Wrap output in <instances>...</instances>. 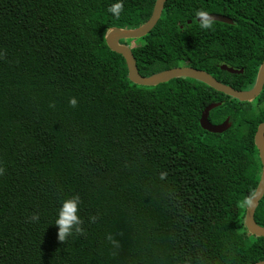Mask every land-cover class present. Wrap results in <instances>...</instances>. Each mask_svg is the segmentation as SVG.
Listing matches in <instances>:
<instances>
[{
	"label": "trees",
	"instance_id": "1",
	"mask_svg": "<svg viewBox=\"0 0 264 264\" xmlns=\"http://www.w3.org/2000/svg\"><path fill=\"white\" fill-rule=\"evenodd\" d=\"M113 2L0 0V264L264 261V238L243 225L261 167L253 137L264 86L252 104L191 79L132 84L104 35L145 23L155 0H124L119 19ZM197 11L233 24L203 29ZM138 42L141 76L189 66L246 91L264 61V0H166ZM214 103L209 120L232 122L223 134L199 124ZM73 195L83 235L61 243L52 224ZM254 220L264 227V197Z\"/></svg>",
	"mask_w": 264,
	"mask_h": 264
},
{
	"label": "water",
	"instance_id": "2",
	"mask_svg": "<svg viewBox=\"0 0 264 264\" xmlns=\"http://www.w3.org/2000/svg\"><path fill=\"white\" fill-rule=\"evenodd\" d=\"M165 2L166 0H155L153 10L149 19L142 25L131 29L116 27L110 28L104 35V40L107 48L111 52L116 53L123 58L127 69L128 80L132 84L137 86L155 87L159 84L167 83L173 79L184 78L201 82L209 88L215 90L216 92L222 93L223 95L235 99L239 102L250 103L256 97H258L264 86V61L258 68L254 85L251 89L246 91L236 90L228 85L219 82L207 72L192 67H177L153 74L148 77H144L139 74L136 66V60L133 56L131 48L126 43H121V41H139L141 38L145 37L160 19ZM209 16L213 18L212 21L225 23L228 25L233 24V21L227 17L215 14H209ZM197 22H199L198 18ZM220 69L230 74L238 75L242 73V70H234L233 68L226 65H221ZM219 105V103L208 105L203 110L199 120L200 127L212 134H221L227 131L231 126L228 118L219 125H212L210 123L208 119L209 113ZM254 145L257 150V155L261 167L256 190L249 200V203L245 210L243 225L250 236H254L256 238H264V227L259 226L254 220L255 211L259 205V202L264 197V122L259 124L257 127L254 135ZM256 264H264V261L257 262Z\"/></svg>",
	"mask_w": 264,
	"mask_h": 264
},
{
	"label": "clouds",
	"instance_id": "3",
	"mask_svg": "<svg viewBox=\"0 0 264 264\" xmlns=\"http://www.w3.org/2000/svg\"><path fill=\"white\" fill-rule=\"evenodd\" d=\"M124 11V0H115L111 3L107 9L113 17L119 19L120 14ZM196 17L198 18L200 25L203 29H209L212 27L213 18L205 11H197ZM128 45V44H127ZM129 46V45H128ZM130 47V46H129ZM132 50V49H131ZM78 101L75 97L69 99V105L76 107ZM54 105H50L53 107ZM4 169L0 167V175H3ZM167 176V173H161L160 179L163 180ZM81 200L79 195H73L60 202V206L57 210L54 225L57 228L56 238L59 242L64 243L74 234L83 235V229L81 227L83 221L79 215ZM31 221L36 222L39 220L38 214H33L30 217ZM90 222H94L96 217H90ZM113 244L112 236L107 237ZM256 264V263H255Z\"/></svg>",
	"mask_w": 264,
	"mask_h": 264
},
{
	"label": "flooded vegetation",
	"instance_id": "4",
	"mask_svg": "<svg viewBox=\"0 0 264 264\" xmlns=\"http://www.w3.org/2000/svg\"><path fill=\"white\" fill-rule=\"evenodd\" d=\"M128 45L130 46V44L128 43ZM131 49H134V48H132V47H130ZM181 67H189V66H181ZM222 83V82H221ZM252 104H255L256 103V100H254L253 102H251ZM262 105L263 104H257L256 106H255V108L253 107V109H252V113H254V110H255V112L257 113V114H259L260 115V117L262 116V109H261V107H262ZM209 119V118H208ZM227 119V118H226ZM228 119H229V122H230V117L228 116ZM210 121V120H209ZM215 121H213V120H211L210 121V123L212 124V125H219V124H221V123H214ZM264 122V121H263ZM262 123V122H261ZM261 123H258V125L259 124H261ZM230 124H231V126H232V122H230ZM258 125L256 126V129H255V132H256V130H257V127H258ZM231 126H230V128H231ZM229 128V129H230ZM226 132V131H225ZM225 132H223V133H225ZM223 133H221V134H223ZM254 135H255V133H254ZM254 138V137H253ZM260 172V171H259Z\"/></svg>",
	"mask_w": 264,
	"mask_h": 264
},
{
	"label": "rangeland",
	"instance_id": "5",
	"mask_svg": "<svg viewBox=\"0 0 264 264\" xmlns=\"http://www.w3.org/2000/svg\"><path fill=\"white\" fill-rule=\"evenodd\" d=\"M130 44V47L132 48H137L138 46L141 45V43H139L138 41H132V42H129Z\"/></svg>",
	"mask_w": 264,
	"mask_h": 264
},
{
	"label": "bare ground",
	"instance_id": "6",
	"mask_svg": "<svg viewBox=\"0 0 264 264\" xmlns=\"http://www.w3.org/2000/svg\"><path fill=\"white\" fill-rule=\"evenodd\" d=\"M215 15H217V14H215ZM221 16H222V15H221ZM224 17H225V16H224ZM234 70H237V69H234ZM240 70H242V69H240ZM242 73H243V70H242ZM242 73H241V74H242ZM254 100H255V99H254ZM254 100H253V101H254Z\"/></svg>",
	"mask_w": 264,
	"mask_h": 264
}]
</instances>
